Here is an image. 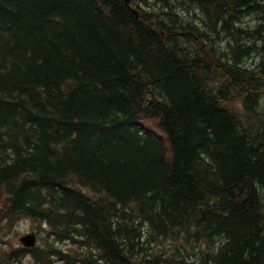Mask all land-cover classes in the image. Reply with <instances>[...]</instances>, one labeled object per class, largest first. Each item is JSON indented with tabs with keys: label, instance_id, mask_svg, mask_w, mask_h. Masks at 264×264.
<instances>
[{
	"label": "trees",
	"instance_id": "1",
	"mask_svg": "<svg viewBox=\"0 0 264 264\" xmlns=\"http://www.w3.org/2000/svg\"><path fill=\"white\" fill-rule=\"evenodd\" d=\"M133 5L0 0V264H264V0Z\"/></svg>",
	"mask_w": 264,
	"mask_h": 264
},
{
	"label": "rangeland",
	"instance_id": "2",
	"mask_svg": "<svg viewBox=\"0 0 264 264\" xmlns=\"http://www.w3.org/2000/svg\"><path fill=\"white\" fill-rule=\"evenodd\" d=\"M36 226V223L33 222L32 220L30 219H21L18 223H17V231H18V235L17 236H14L12 235V239L17 242V244H19V240H18V237L20 235H23L25 233H29L31 232L32 230H35V227ZM55 264H64L62 261H57Z\"/></svg>",
	"mask_w": 264,
	"mask_h": 264
},
{
	"label": "water",
	"instance_id": "3",
	"mask_svg": "<svg viewBox=\"0 0 264 264\" xmlns=\"http://www.w3.org/2000/svg\"><path fill=\"white\" fill-rule=\"evenodd\" d=\"M124 1L132 9V11L135 13V15L137 17H139L138 10L134 6L131 5V3H132L133 0H124ZM20 240H21L22 243H24L25 246H27V247H33V246L36 245L37 236H36L35 232H32V233L23 235L20 238Z\"/></svg>",
	"mask_w": 264,
	"mask_h": 264
},
{
	"label": "bare ground",
	"instance_id": "4",
	"mask_svg": "<svg viewBox=\"0 0 264 264\" xmlns=\"http://www.w3.org/2000/svg\"><path fill=\"white\" fill-rule=\"evenodd\" d=\"M239 16V15H238ZM195 31V30H194ZM183 34V33H182ZM220 35V34H219ZM229 35V34H228ZM242 35V34H241ZM206 36V35H205ZM218 36V35H217ZM231 38V37H230ZM189 39V38H188ZM215 40V39H214ZM241 42V41H240ZM236 43V42H235ZM227 46V45H226ZM224 47V46H223ZM219 48V47H218ZM212 49V48H211ZM234 49V48H233ZM220 55V54H219ZM257 59V58H256ZM261 63V62H260ZM235 64V63H234ZM264 98V97H263ZM257 110V109H256ZM261 111V110H260ZM153 245V244H152Z\"/></svg>",
	"mask_w": 264,
	"mask_h": 264
}]
</instances>
